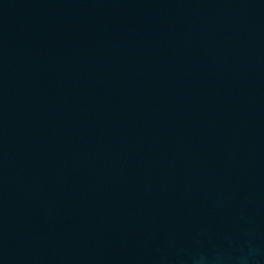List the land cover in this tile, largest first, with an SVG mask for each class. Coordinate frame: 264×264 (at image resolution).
<instances>
[{
  "label": "water",
  "instance_id": "1",
  "mask_svg": "<svg viewBox=\"0 0 264 264\" xmlns=\"http://www.w3.org/2000/svg\"><path fill=\"white\" fill-rule=\"evenodd\" d=\"M0 264H264V0H0Z\"/></svg>",
  "mask_w": 264,
  "mask_h": 264
}]
</instances>
